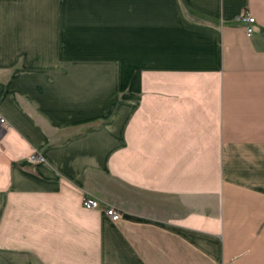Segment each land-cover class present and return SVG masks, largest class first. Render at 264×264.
<instances>
[{
	"label": "crops",
	"instance_id": "crops-1",
	"mask_svg": "<svg viewBox=\"0 0 264 264\" xmlns=\"http://www.w3.org/2000/svg\"><path fill=\"white\" fill-rule=\"evenodd\" d=\"M0 117V264H264V0H0Z\"/></svg>",
	"mask_w": 264,
	"mask_h": 264
},
{
	"label": "built area",
	"instance_id": "built-area-1",
	"mask_svg": "<svg viewBox=\"0 0 264 264\" xmlns=\"http://www.w3.org/2000/svg\"><path fill=\"white\" fill-rule=\"evenodd\" d=\"M243 20L246 22V29L247 33L249 35H252L255 31V17L251 15H244ZM0 122L2 124L5 123V119L3 117H0ZM41 158V156L36 157ZM82 204L86 208H103L106 212V214L113 220V221H118L122 218V211L119 210L117 207L114 205H106L102 200L99 198L91 195V194H85L82 200Z\"/></svg>",
	"mask_w": 264,
	"mask_h": 264
},
{
	"label": "rangeland",
	"instance_id": "rangeland-1",
	"mask_svg": "<svg viewBox=\"0 0 264 264\" xmlns=\"http://www.w3.org/2000/svg\"><path fill=\"white\" fill-rule=\"evenodd\" d=\"M105 204V203H104Z\"/></svg>",
	"mask_w": 264,
	"mask_h": 264
}]
</instances>
